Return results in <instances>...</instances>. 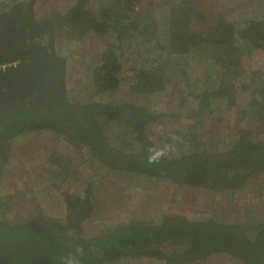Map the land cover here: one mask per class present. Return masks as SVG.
<instances>
[{"label":"trees","instance_id":"trees-1","mask_svg":"<svg viewBox=\"0 0 264 264\" xmlns=\"http://www.w3.org/2000/svg\"><path fill=\"white\" fill-rule=\"evenodd\" d=\"M35 1L16 0L0 8V183L14 169L11 142L40 132L84 151L92 167L131 183L144 179L235 193L264 175V138L254 140L250 129L240 128L221 147L210 133L198 135L190 123L180 128L182 115L159 105L171 95L177 109L182 107L186 97L177 84L186 81L188 97L206 124L227 112L264 125V59L253 67L244 62L246 79H224L239 49L264 53V18L239 24L218 8L213 14L196 5L197 0H68L42 14ZM86 39L98 48L90 51L91 91L101 98L123 87L128 100L87 101L82 91L70 96L65 53L67 46ZM198 63L205 64L201 73ZM183 117L192 115L187 111ZM149 149L164 155L149 163ZM54 158L47 160L51 168ZM57 164L64 180L68 163L61 158ZM2 196L0 264H68L72 259L77 264H197L216 255L239 264H264V218L257 223L194 220L169 212L158 214L156 221L130 220L85 234L81 228L95 214L89 180L79 195L64 194L61 219L39 214L13 220L17 199Z\"/></svg>","mask_w":264,"mask_h":264},{"label":"rangeland","instance_id":"rangeland-1","mask_svg":"<svg viewBox=\"0 0 264 264\" xmlns=\"http://www.w3.org/2000/svg\"><path fill=\"white\" fill-rule=\"evenodd\" d=\"M14 1L16 0H0V8L11 7ZM67 1L36 0L34 7L42 14L48 12L51 7H57L63 3L68 5ZM195 3L207 7L213 14L216 13L214 8H218L224 11L225 17L229 20L234 18V22L239 24L252 18H264V0H197ZM234 8L237 9V12H232ZM144 11L147 12L148 7ZM158 19L160 20V17ZM86 40L84 43L67 46L65 53L68 58L66 77L68 80L67 91L70 96L82 91V98L87 99V101L117 102L128 100L129 95L123 87L116 94L101 98L95 96L91 91L89 76L93 60L90 51L98 48L90 43L92 40ZM132 53L133 51H129L128 55L131 60L134 59ZM232 58L235 62L231 64L230 69L228 68L230 71L226 70V78L224 79L235 82V80L247 78L248 69L244 62L253 67L255 63H260L264 59V53L256 50L239 49ZM141 63L142 61L132 62V65ZM178 63L179 61L174 62L175 65ZM198 65L197 71L201 73L205 64L198 63ZM212 70L213 67L209 72ZM219 74L220 72L214 75ZM128 75L130 72L125 71V76ZM202 79L204 77L200 78V80ZM215 83L216 81L210 85ZM177 85L184 90V97H186L184 105L177 109L176 102L173 101L171 95H166L159 105L171 113H176L177 116L182 115L178 118L180 128H183L186 123H190L191 126L197 128L198 135L207 137L210 133L212 135L210 140L215 144L218 143L221 147L228 145L235 131L240 128L250 129L253 132L254 140L264 138V125L261 126V123H256L253 119L237 118L227 112L211 116L209 125L206 124L203 119H199L198 110L192 104V98L188 97L189 83L183 81ZM167 105H172V107H166ZM187 111L191 113V119L183 117V113L186 114ZM151 131L158 132L161 130L151 129ZM10 150L13 157L11 165L14 166L15 170L12 169L7 177H3L0 183V194L4 198L11 194L16 197L18 207L11 213L13 220L25 219L39 214L50 219L64 218L66 214V206L63 201L64 194L75 193L79 195L83 184L88 180L94 189L95 214L93 220L81 228L82 233L85 234H94L103 227L112 228L126 224L130 220L156 221L158 214L162 216L169 212L194 220H207L217 217L219 220L227 222L245 219L248 222L257 223L264 218V175L249 181L246 187L239 192L211 193L201 189L178 188L169 183H153L144 179H137L133 183L128 178L120 179L104 172L95 165L92 167V163L84 151L69 149L61 138L51 133H25L11 142ZM53 154H55L54 161L56 164L51 168L47 164V160ZM61 158L68 163L70 171L64 180H62L63 176L57 175L59 168L57 163H60ZM13 214H20V216L13 218ZM136 262L132 264H158L149 260ZM197 264L239 263L229 256L216 255Z\"/></svg>","mask_w":264,"mask_h":264},{"label":"clouds","instance_id":"clouds-1","mask_svg":"<svg viewBox=\"0 0 264 264\" xmlns=\"http://www.w3.org/2000/svg\"><path fill=\"white\" fill-rule=\"evenodd\" d=\"M149 151L153 152V154L148 157L149 163L158 162L159 159L164 155L163 151H157V150H153V149H149ZM68 264H77V262L75 261V259H72V260L68 261Z\"/></svg>","mask_w":264,"mask_h":264}]
</instances>
